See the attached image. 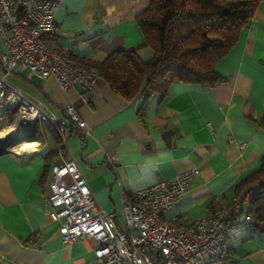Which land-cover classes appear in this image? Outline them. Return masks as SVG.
<instances>
[{"label":"crops","instance_id":"crops-1","mask_svg":"<svg viewBox=\"0 0 264 264\" xmlns=\"http://www.w3.org/2000/svg\"><path fill=\"white\" fill-rule=\"evenodd\" d=\"M150 1L61 0L55 11L59 49L78 65L119 49L151 58L153 49L136 19ZM215 68L226 76L224 82L210 88L173 83L164 98L150 100L143 117L142 96L128 100L102 78L83 91L78 85L64 90L55 79L28 70L9 75L20 88L12 78L31 82L34 90L22 91L49 112L67 117L65 108L73 104L89 132L67 133L62 141L44 123V136L37 126L26 130L30 149L0 154V264L94 262L97 241L64 242L46 202L52 166L68 158H75L99 204L117 215L121 227L123 199L195 167L200 172L183 200L163 214L167 222L189 226L241 198L246 192L238 193L236 185L261 167L264 153V128L258 123L264 115V0ZM215 264H264V233L229 234Z\"/></svg>","mask_w":264,"mask_h":264},{"label":"built area","instance_id":"built-area-1","mask_svg":"<svg viewBox=\"0 0 264 264\" xmlns=\"http://www.w3.org/2000/svg\"><path fill=\"white\" fill-rule=\"evenodd\" d=\"M61 0H0V111L14 108L13 125L22 131L51 124L62 141L67 133L89 132L86 120L73 104L67 117L49 112L30 100L13 84L9 75L28 70L41 79L53 78L66 90L81 85L93 89L98 73L70 62L58 47L60 27L55 11ZM244 145V144H243ZM114 163L115 156H112ZM199 168L179 172L134 191L123 199L120 217L99 204L75 158L52 166L50 192L46 197L51 218L59 223L66 243L92 237L97 241L96 258L89 264H215L229 234L255 230L248 211L252 191L228 207L209 210L189 226L167 222L163 214L180 203Z\"/></svg>","mask_w":264,"mask_h":264},{"label":"trees","instance_id":"trees-1","mask_svg":"<svg viewBox=\"0 0 264 264\" xmlns=\"http://www.w3.org/2000/svg\"><path fill=\"white\" fill-rule=\"evenodd\" d=\"M262 0H151L136 16L153 56L115 50L101 61L81 60L128 100L138 96L141 117L154 96L164 98L176 82L210 88L226 80L215 65L237 43ZM14 108L0 111V131L11 125ZM264 128V115L258 120ZM238 193L252 191L248 211L264 233V153L261 167L242 179ZM240 195L238 196V198ZM237 198V199H238Z\"/></svg>","mask_w":264,"mask_h":264},{"label":"bare ground","instance_id":"bare-ground-1","mask_svg":"<svg viewBox=\"0 0 264 264\" xmlns=\"http://www.w3.org/2000/svg\"><path fill=\"white\" fill-rule=\"evenodd\" d=\"M32 139V143L36 139ZM0 147H7L9 149H14V151H24L30 149L29 139L23 135L19 128L15 127L13 124L7 126L0 131Z\"/></svg>","mask_w":264,"mask_h":264},{"label":"rangeland","instance_id":"rangeland-1","mask_svg":"<svg viewBox=\"0 0 264 264\" xmlns=\"http://www.w3.org/2000/svg\"><path fill=\"white\" fill-rule=\"evenodd\" d=\"M1 72H3V69H2V67H1V65H0V74H1ZM12 81L14 82V83H16V84H18L19 86H21V88L24 90V91H26L27 89H33L34 90V88L35 87H33V84L31 83V82H28V81H22V80H20L19 78H12ZM33 81L35 82V83H41L38 79H36V78H34L33 79ZM14 118H15V116H14ZM13 121H14V119H13ZM13 123V122H12ZM11 123V124H12ZM7 127V126H6ZM5 127V128H6ZM4 129V128H3ZM24 135H28V133H27V131H25L24 132Z\"/></svg>","mask_w":264,"mask_h":264},{"label":"water","instance_id":"water-1","mask_svg":"<svg viewBox=\"0 0 264 264\" xmlns=\"http://www.w3.org/2000/svg\"><path fill=\"white\" fill-rule=\"evenodd\" d=\"M78 86H79V88L81 90L85 91V88L83 86H81V85H78ZM7 150H10V149L7 148V147H0V154L3 153V152H5V151H7Z\"/></svg>","mask_w":264,"mask_h":264}]
</instances>
